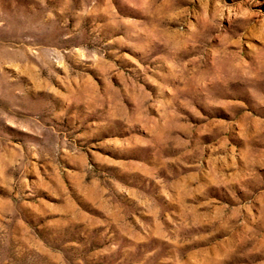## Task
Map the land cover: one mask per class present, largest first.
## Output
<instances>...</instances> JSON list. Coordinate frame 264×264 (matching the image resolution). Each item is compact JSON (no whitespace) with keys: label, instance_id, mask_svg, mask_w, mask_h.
Listing matches in <instances>:
<instances>
[{"label":"rangeland","instance_id":"374dc122","mask_svg":"<svg viewBox=\"0 0 264 264\" xmlns=\"http://www.w3.org/2000/svg\"><path fill=\"white\" fill-rule=\"evenodd\" d=\"M0 264H264V0H0Z\"/></svg>","mask_w":264,"mask_h":264}]
</instances>
